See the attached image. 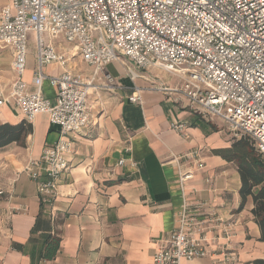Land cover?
<instances>
[{"label":"crops","instance_id":"1","mask_svg":"<svg viewBox=\"0 0 264 264\" xmlns=\"http://www.w3.org/2000/svg\"><path fill=\"white\" fill-rule=\"evenodd\" d=\"M6 2L0 0V8ZM48 41L56 50L70 52L63 39L44 36ZM68 54V68L93 77L98 85L87 97L92 123L75 136L69 171L51 203L40 201L37 181L25 167L57 140V127L38 114L26 121L29 130L18 140L0 146V264H154L152 255L177 227L183 206L200 223L195 236L204 239L208 253L182 264H253L264 259L252 199L241 203L238 169L214 152L231 142L218 119L149 89L177 83L163 71L137 68L123 58L95 71L78 55ZM11 62V51L0 47L3 95L16 78ZM36 67V38L29 33L24 74L29 84ZM62 69L50 64L43 72L54 76ZM107 75L115 84L110 88L105 87ZM135 87L144 89L142 104L129 101ZM43 92L55 94L47 82ZM23 121L15 102L0 107V125ZM172 122L185 124L182 133ZM193 150L200 151L204 167L180 182L171 154ZM34 168L41 170L37 164Z\"/></svg>","mask_w":264,"mask_h":264},{"label":"built area","instance_id":"2","mask_svg":"<svg viewBox=\"0 0 264 264\" xmlns=\"http://www.w3.org/2000/svg\"><path fill=\"white\" fill-rule=\"evenodd\" d=\"M37 46L31 83L24 80L28 34ZM61 38L66 51L44 42ZM0 47L11 51L16 78L0 107L13 101L25 121L45 114L58 138L25 170L37 181L42 203H51L69 171L75 136L92 123L87 104L94 78L68 68L70 54L100 71L120 58L137 68L157 69L177 79L149 89L173 95L205 117L223 122L232 137H248L264 160V0H7L0 8ZM58 64V75L43 67ZM105 87L114 86L107 75ZM47 82L53 97L43 92ZM30 85L32 86L30 88ZM142 87L129 97L142 104ZM178 133L183 122H172ZM179 181L204 167L200 151L172 153ZM35 164L41 170H36ZM123 164V160L119 161ZM182 207L178 225L152 255L154 264H182L207 255L200 223Z\"/></svg>","mask_w":264,"mask_h":264},{"label":"trees","instance_id":"3","mask_svg":"<svg viewBox=\"0 0 264 264\" xmlns=\"http://www.w3.org/2000/svg\"><path fill=\"white\" fill-rule=\"evenodd\" d=\"M28 130L26 121L19 125H0V146L18 140ZM230 141L228 147L215 149L214 152L236 165L241 179V203L251 197V213L260 228V238L264 240V160L248 137H232ZM253 264H264V259H257Z\"/></svg>","mask_w":264,"mask_h":264},{"label":"rangeland","instance_id":"4","mask_svg":"<svg viewBox=\"0 0 264 264\" xmlns=\"http://www.w3.org/2000/svg\"><path fill=\"white\" fill-rule=\"evenodd\" d=\"M127 61V60H126ZM219 121V123L221 124V127H223V129L224 130H226L225 129V125H223V122L221 121V120H218ZM227 131V130H226ZM228 132V131H227ZM226 133V132H225ZM229 133V132H228ZM230 134V133H229ZM231 135V134H230ZM227 137L229 136L228 134L226 135ZM231 138H232V135H231Z\"/></svg>","mask_w":264,"mask_h":264}]
</instances>
